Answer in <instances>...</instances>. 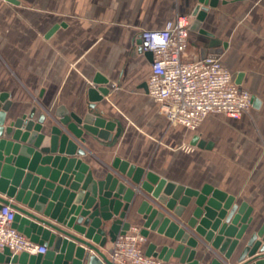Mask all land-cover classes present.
<instances>
[{"label":"crops","instance_id":"crops-1","mask_svg":"<svg viewBox=\"0 0 264 264\" xmlns=\"http://www.w3.org/2000/svg\"><path fill=\"white\" fill-rule=\"evenodd\" d=\"M0 0V93H8L13 106L9 120L36 109L55 117L60 107L84 116L90 111L89 89L97 75L119 86L98 104V114L115 121L120 136L106 141L84 135L82 160L101 180L113 171L116 158L151 171L170 182L200 189L208 184L253 207V228L264 223V0H221L211 8L202 28L210 36L190 33L188 58L201 49H222L220 59L237 83L250 91L259 105L239 120L222 115L208 117L197 131L171 127L149 94L151 62L133 56L143 30L162 29L179 15L192 16L200 0ZM58 29L50 34L51 30ZM116 133V130H115ZM195 136L213 142L211 149L192 145ZM49 138L45 145H48ZM193 147V151H185ZM116 173V172H114ZM127 178V177H126ZM128 179V178H127ZM138 195L126 218L143 229ZM190 213L180 223L186 224ZM153 254L177 243L150 232L143 244ZM109 243L107 248H111ZM196 259L211 264H240L236 250L222 257L204 241ZM205 255V256H204ZM110 258V256H109ZM173 264L179 260L171 257Z\"/></svg>","mask_w":264,"mask_h":264},{"label":"water","instance_id":"water-1","mask_svg":"<svg viewBox=\"0 0 264 264\" xmlns=\"http://www.w3.org/2000/svg\"><path fill=\"white\" fill-rule=\"evenodd\" d=\"M220 1L200 0L192 32L210 36L202 25ZM57 29L55 26L50 34ZM221 52L204 47L201 58ZM138 54L153 60L151 52H144L141 40L133 48V56ZM240 78L242 75L237 83ZM118 86L97 75L89 89L90 111L78 116L60 107L48 126L46 114L35 118L36 109L9 120L13 103L8 93H0V208L10 205L15 210L13 227L47 248L45 254L37 255L5 249L0 264H113L109 258L112 249L107 246L130 229L126 218L140 194L147 198L138 209L144 220L142 234L147 238L156 232L177 243L159 254H153L155 246L151 245L148 256L200 264L197 248L204 241L224 261L237 250L240 264H264V223L254 230L253 207L247 202L239 203L235 196L208 184L195 189L170 182L120 158L113 163L116 173L94 179L90 166L82 160L87 153L84 135L106 141L120 136L117 123L97 113L98 104ZM254 104L259 105L257 98ZM192 145L211 149L214 143L195 136ZM188 213L191 216L182 226L180 221ZM211 264L224 263L216 258Z\"/></svg>","mask_w":264,"mask_h":264},{"label":"built area","instance_id":"built-area-1","mask_svg":"<svg viewBox=\"0 0 264 264\" xmlns=\"http://www.w3.org/2000/svg\"><path fill=\"white\" fill-rule=\"evenodd\" d=\"M192 23V16L179 15L162 29L143 30L137 40L142 41L144 52L153 55L148 94L159 103L171 127L183 126L195 132L212 115L241 119L253 107L254 96L236 83L220 54L188 58ZM193 149L185 148L188 152ZM14 219L15 210L2 205L0 253L9 249L14 254H45V246L32 242L13 227ZM146 241L142 228L131 226L112 243L110 260L113 264H173L148 256L143 249Z\"/></svg>","mask_w":264,"mask_h":264},{"label":"bare ground","instance_id":"bare-ground-1","mask_svg":"<svg viewBox=\"0 0 264 264\" xmlns=\"http://www.w3.org/2000/svg\"><path fill=\"white\" fill-rule=\"evenodd\" d=\"M123 179H124V180H126V182H130V181H129V179H127L126 177H125V178H123Z\"/></svg>","mask_w":264,"mask_h":264},{"label":"rangeland","instance_id":"rangeland-1","mask_svg":"<svg viewBox=\"0 0 264 264\" xmlns=\"http://www.w3.org/2000/svg\"><path fill=\"white\" fill-rule=\"evenodd\" d=\"M253 95V94H252ZM254 96V95H253ZM250 110H252V108L250 109ZM250 110L248 111V113L250 112ZM186 148V147H185ZM185 148H184V150H185ZM186 151V150H185Z\"/></svg>","mask_w":264,"mask_h":264}]
</instances>
